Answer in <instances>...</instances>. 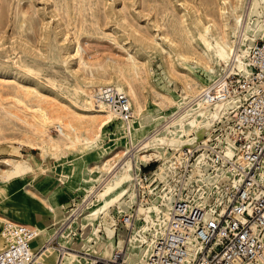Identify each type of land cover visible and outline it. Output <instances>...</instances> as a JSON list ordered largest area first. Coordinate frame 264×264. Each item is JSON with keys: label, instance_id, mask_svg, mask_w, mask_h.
Here are the masks:
<instances>
[{"label": "rangeland", "instance_id": "rangeland-1", "mask_svg": "<svg viewBox=\"0 0 264 264\" xmlns=\"http://www.w3.org/2000/svg\"><path fill=\"white\" fill-rule=\"evenodd\" d=\"M225 1L238 5V15L247 25L256 27L264 21L263 10L260 15H248L253 0H244L242 8L239 0H0V219L44 231L39 245L54 247V254H46L42 261H61L57 242H69L60 239L63 234L74 237L69 253L78 255L73 251L87 249L95 236L88 243L78 227L71 228L75 219L89 213L97 195L128 162L133 163L135 178L137 168L150 160L143 157L154 153L146 154L150 149L144 143H169L171 122L189 108H197L199 95L214 80L216 68L227 62L234 65L233 58L217 44L215 32L206 36L202 32L204 25L220 22ZM228 33V40L242 50L253 40L251 34L244 39L241 32ZM203 53L210 57L209 63ZM181 55L190 58L189 62ZM103 86H115L127 95L133 90L134 97L132 92L128 95L133 105L132 125V120L124 127L113 119L100 138L85 130L74 132L69 124L82 121L87 125L97 114L93 89ZM38 110L49 117L47 130L38 122ZM58 120L64 123L62 132L78 133L94 142L69 151L70 142ZM213 120L206 137L217 121ZM19 163L20 171L23 167L30 171L3 180ZM84 176L94 179L93 183H83ZM52 178L66 188L56 201L62 207L57 215L47 214L52 205L47 198ZM124 187L128 195L139 191L134 181ZM151 200L143 205L137 200L134 209L144 210ZM119 206L114 204L109 215L120 212ZM106 218L104 223L111 227ZM92 232L89 227L87 234ZM130 234L120 225L101 238L98 254L105 257L113 248L127 247L134 233L128 238ZM108 238L114 239V246ZM3 242L0 238V248Z\"/></svg>", "mask_w": 264, "mask_h": 264}, {"label": "built area", "instance_id": "built-area-1", "mask_svg": "<svg viewBox=\"0 0 264 264\" xmlns=\"http://www.w3.org/2000/svg\"><path fill=\"white\" fill-rule=\"evenodd\" d=\"M246 49L245 69L224 63L199 95L211 106L226 105L210 137L181 152L171 149L167 161L142 165L133 179L141 205L164 191L175 198L167 220L155 218V226L150 222V248L140 264H264V32ZM93 95L120 120L133 119L130 97L117 87L103 86ZM159 165H164L166 183L157 181ZM134 208L125 205V212L109 215L110 228L117 231L121 225L132 234L138 215ZM0 234V264H48L39 260L42 249L32 247L39 235L35 227L5 222ZM94 236L85 251L79 250L88 254L90 264H127L124 250L113 249L105 257L90 250L108 237L102 217ZM57 246L62 255L65 249L59 241Z\"/></svg>", "mask_w": 264, "mask_h": 264}, {"label": "bare ground", "instance_id": "bare-ground-1", "mask_svg": "<svg viewBox=\"0 0 264 264\" xmlns=\"http://www.w3.org/2000/svg\"><path fill=\"white\" fill-rule=\"evenodd\" d=\"M243 2L244 0L238 1V4L239 3L241 4L240 5L241 8L243 5ZM233 4L225 1L224 2L225 8L221 9L219 12L220 18H221L220 22L219 23L214 22L212 26L202 25L203 26L202 32L204 36L209 35L212 32L213 33L215 32V35L217 36L216 41H218L217 44L221 48H223L224 52H227L228 56L233 58L234 66L239 69H245L246 66H245L244 59L247 55V49L242 50L240 49V47H235L234 42L228 40V35H229L228 32L230 30H233L235 32H241L244 39H247L248 34H251L253 36V40H255L256 38L259 37L257 35L259 34L262 35L264 32V21L258 22L256 24V27H254V25H251V24L247 25L246 22L244 21L245 20L244 17L242 15H238L239 12H237V10H239L240 8L238 7V5L234 6ZM260 10H263V13H264V0H253V2L250 4V7L248 8V15L250 16L253 14L260 15L261 14V12H259ZM230 13H232V16L234 17L233 23H231L229 19ZM181 57L183 59H187L186 62H189L188 60L190 58L188 59V57H185L184 55H181ZM204 57L207 59L208 63L211 61L210 57L207 54H204ZM191 61L192 59L190 60V62ZM197 62H200V61H197ZM131 92L133 94V90L130 88L129 94H131ZM133 97H134V94H133ZM225 106H226L225 104H216L214 106H211L209 104L204 103L203 101L198 100L197 108H191V109L189 108L181 116H179L178 118H176L175 120L171 122L170 124L171 127L169 126L167 129L169 143H164L161 146L158 144L155 146H152L151 145L152 142L144 143V148L150 149L146 152V154H149L151 151H154V153L148 156H145L143 158L149 157L150 160L148 161V163L159 162V160L161 159L163 161H167L171 149L181 152L184 147H189L192 144H194L196 141L202 140L203 138L206 137V135L210 131V123H211L210 118L214 119L213 121L220 120L226 108ZM103 108L106 109L105 112L100 110ZM38 111L41 117L38 119V122H40L39 124L41 125L43 129L47 130L49 126L51 125L49 117L44 110H38ZM94 111H95L94 113H97L98 115L96 114L93 118H91L92 120H90L87 125L84 124L82 121H76V122L69 124L70 128L74 129V132H78V130H81V131L85 130L86 132H88V134L93 133L95 135L94 138H100L101 135L105 132L106 128H108L113 123V119L122 123L124 127L128 126L127 122L120 120L118 116L109 108V106H107L105 103H103L102 101L98 99H97V103H95L94 105ZM133 116H134V113H133ZM58 121H59L58 123L61 129V132H62L63 130L62 127L64 126V123H61L60 120ZM132 123H133V120L131 121V125ZM64 135L70 142V144L67 147L69 151L76 149L80 145H87V144H91L92 142H94L91 140L90 137H84L83 135H79L78 133L65 132ZM50 143H53V141H51ZM125 147H127V143ZM58 148L60 149V146H58ZM158 158H159L158 161H154V160H157ZM21 165L22 163L15 165L14 170L12 172L6 173L3 180L5 179L7 181H11L12 179L20 178L24 173V172L21 173V171H26L25 173L30 171V169H28L27 167L21 168L22 170L20 171ZM159 168H160L159 172L157 173L158 175L157 181L161 180V182L166 183L165 181L166 178L164 174V170H165L164 165H159ZM140 171H141V168H137V172H140ZM88 172L93 173V169H88ZM133 173H134L133 163L128 162L124 170L121 171L120 173L115 174L112 177V180L108 182L105 188L97 195V201L91 205L90 209H88L90 210L89 213L80 220L75 219V221L72 223L71 228H73V226L78 227L79 231L82 232V237L85 236L88 240V243L92 241L91 236H94L96 234V225H97L98 220L101 219V217L103 216H104L103 217L104 219L108 217L109 209L114 204L120 205L119 209L121 210L120 213H122V212H125L122 206H125V205L134 206L137 203L138 197L135 192L129 195L130 201L128 204H126L127 202H124V205L122 203L123 199L129 194V192L127 191V188H125L124 186L133 181L134 179ZM69 177L70 176H66L65 178H69ZM81 181L88 185V184H92L94 179H91V177L84 176L82 177ZM57 182H60V181L52 178L51 182H49V185H48L49 190H48L47 198L50 200V202H52V205H50V209L48 210L47 214L53 213L57 215L58 209L62 208L61 206L57 204L56 201L58 199V196L62 194L63 192H65L66 188L60 187L57 184ZM62 182L64 183L63 185L66 186V182L64 180ZM152 182L154 181L152 180ZM145 188L148 189L150 193L154 194L151 185H149L148 187L145 186ZM174 201H175L174 196L169 194L167 191H164L161 194L159 193V196H157V198H152L151 203H149L148 205L149 207L144 208V210L142 209L138 210V215L136 217V221L134 222V230H133L134 235L132 237L130 236L131 239L128 241L127 247L123 245L122 248H118L120 251L126 248L124 252H126L127 264H140L146 261L148 250L150 248V241L148 240V237H147V234L151 228L150 222L153 223L152 226H155V218L157 219L161 218L162 221L167 220L172 211ZM0 222L5 223L7 221L0 219ZM8 222H12V221H8ZM20 222L18 223L12 222V223L19 224ZM89 227H91L93 230V232L90 235L87 234V229ZM135 230L137 232H135ZM113 231H114L113 229H111L108 225H106V232L108 235L109 233ZM43 235H44V231L39 230V235L32 244L33 249H34V243L36 242L37 244H39L42 238H44ZM0 238L2 239L1 234H0ZM65 238L69 240L70 237H67V234H63L60 239H65ZM113 240L110 238L107 239V241L112 243L114 246L115 241ZM69 244L70 242L61 244L63 246L64 245H67V246L63 247L65 250L62 253V255L59 252V258H61V261L60 262L57 261V264H64L65 260H69V262L66 264H90L91 263L90 261L91 259H89L86 256L88 254L85 252L73 251L78 255L69 253L68 251H72ZM40 248L42 249L41 256L39 257L40 261H42V259L44 258L46 254L48 253L51 255L54 254V247H46V245H44ZM47 248L48 249L52 248V249L44 251V249H47ZM93 248L94 249L91 251H93L97 255H102V254H98L96 247H93ZM104 249L108 250V246H105ZM0 251H1V248H0ZM131 251L132 253L134 252V254H131L132 256L130 258ZM53 257H55V255ZM67 257H71L72 260L68 259Z\"/></svg>", "mask_w": 264, "mask_h": 264}, {"label": "crops", "instance_id": "crops-1", "mask_svg": "<svg viewBox=\"0 0 264 264\" xmlns=\"http://www.w3.org/2000/svg\"><path fill=\"white\" fill-rule=\"evenodd\" d=\"M38 247L40 248V245L34 243V249L36 248L35 250H38ZM113 249H115V248H113ZM113 249H111V252H112ZM109 255H110V254H107V256H109ZM51 256H52V255H51Z\"/></svg>", "mask_w": 264, "mask_h": 264}, {"label": "trees", "instance_id": "trees-1", "mask_svg": "<svg viewBox=\"0 0 264 264\" xmlns=\"http://www.w3.org/2000/svg\"><path fill=\"white\" fill-rule=\"evenodd\" d=\"M145 171H148V169H146Z\"/></svg>", "mask_w": 264, "mask_h": 264}]
</instances>
